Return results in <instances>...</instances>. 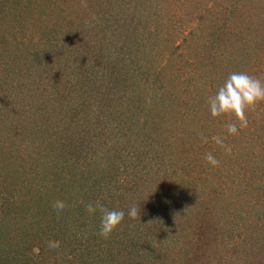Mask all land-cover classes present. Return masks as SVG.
<instances>
[{"label": "trees", "instance_id": "16d2710c", "mask_svg": "<svg viewBox=\"0 0 264 264\" xmlns=\"http://www.w3.org/2000/svg\"><path fill=\"white\" fill-rule=\"evenodd\" d=\"M74 1L75 4L76 2L79 3L78 0ZM83 1L81 0L80 3ZM161 1L165 0H111L110 4L100 0L96 14L103 15V23L109 24L108 26L111 28H113L112 22H116L119 29H131L130 33L138 30L141 32L144 28L147 31L149 27H154L155 24L145 21L140 25L136 16L138 7H148L154 2L157 4ZM194 1L191 4L192 6L196 5V0ZM180 2L173 9L174 11H176V8L182 10V7L186 4V1ZM127 3L133 5L132 9L127 8V6L124 7V4L127 5ZM64 5V0H0V89H6V93H1L2 98L0 100V128L2 129L0 133V222L3 220L5 213L13 207L12 193L16 190L13 185L17 186L16 181L26 173L27 166L30 163L28 160H18L20 157L19 152H23L24 147L22 146L23 143L21 144L17 141L18 139L16 140L17 137H14L16 135H13L14 132L12 131L20 132L19 136L25 140L29 134H32V131H38L40 121H42V127H46L43 131H50L49 126L56 123V129L61 131V136L58 140L55 137L51 139L50 144H53L51 146H54L55 149L64 152L65 155L69 152L74 155L75 162H68V160L63 164L64 170L71 173L73 177H71V181L66 183L67 180L62 179L63 174L61 172L55 174L56 171H51L49 167H46L42 174L48 176V181L56 187L65 189L64 191L69 193L74 202L72 203L71 199L68 198L70 205L65 206L67 214L60 217L59 220L56 218L57 212L55 209L47 210L46 214H38L39 211L31 213L37 209L38 205L39 208L45 203L50 206V202H48L49 199H47L48 196L44 189L38 190L36 184L31 185L30 182H24L27 188L25 190L26 196L22 197L20 206L33 215L32 218L36 220L37 227L42 232L41 235L37 234L38 239L45 240L47 243L46 248L51 255V258L46 256L43 257L44 259L38 258L37 264H153L151 257L161 259L167 253H169L168 257L174 255L179 264H202L203 261L208 260L209 255L213 256L216 252L214 242L217 239V234L222 233L223 222H225V219H229L228 215H222V212L213 202L214 199L210 197L213 195L216 198L225 199L229 196L227 193L238 192L240 186H243L242 188L249 192L259 190L260 187L263 188V179L257 177L258 174L260 176L264 174L261 161H256L253 158L245 160L244 163L249 166L235 169L232 178L226 180L223 188L220 191L216 192L214 190L209 193V197H206L207 191L201 189L199 181L194 179V176L192 178L191 173L197 170V165L195 158H190V153H183L187 149V145L179 153L175 152L174 161H171L174 165L170 167L169 177L172 179L169 185L170 192L167 191V185L160 193L157 191V194L152 192V194L145 195L143 187L152 191L154 190L153 183L144 181L142 184L136 185L133 181L135 177L139 176L136 172H140L137 167L133 172L135 177L130 182L128 181L129 186L123 187L121 184V192L109 194L108 199L103 202L104 207L107 209L125 210L124 220L111 235L108 237L100 236L101 212L97 210L95 214H89L86 208L90 202H94V196L99 193L97 191L86 193L87 190L83 189L84 184L81 183L84 179L89 182V187L90 185L92 187L96 182L89 176L90 174L87 171L90 170L86 169L87 171L83 172L77 165L78 160L82 159L81 157L84 155L83 151L90 148V146H94L98 141L102 142L107 138L112 140L113 137H115L113 140L115 144L120 145L122 150L123 148L130 150L129 157L134 162L136 160L145 162L149 156L155 155V150L163 157L164 151L162 152L158 147L159 141H156L153 135L142 129L138 123H133L130 126L131 129H126L121 136L119 133L110 135L108 131L107 133L100 131L101 128L103 130L104 126H108V130H114L115 125H117L114 118L116 114L111 117V111L107 113L106 105H104L114 99L110 97H115L113 93L115 92L116 82L111 79L114 68L110 65L118 64L117 66L123 69L129 66L130 63H135L137 59L131 55V47L126 41L123 42V37L115 35L117 28L110 36H105L103 33V38L107 39L99 40L95 35L102 33L103 30H97L99 24L94 21L96 17L93 15L91 19H86L83 13L84 7H80L82 11H74L73 17L77 15L78 18L71 17V14L69 17H65L66 14L62 10ZM119 5L122 9H120L121 12L117 11L116 6ZM94 25L95 30H93ZM87 30L95 32L91 35L92 37L85 35L84 32H87ZM134 34L138 37L139 33ZM33 35L37 38L34 39ZM137 37L134 36L136 39L133 48L147 44V42L143 43V40ZM161 37L162 35H156L154 38ZM25 38V41H28L27 44L24 43L25 41L22 42ZM165 38L172 42L175 41L174 37L167 36ZM94 40L99 41V43ZM104 42L115 45L120 42L121 44L118 46L121 48L122 53H118L111 61L109 60L110 63L103 60L102 55L116 54L114 49L104 45ZM119 47H116L117 50ZM166 47L170 51V48ZM174 49L175 47L171 48L173 53L177 50ZM98 73L97 79L101 78L100 73L109 75L103 78L109 84L113 81V86L109 90L112 91V94L99 98L100 100L95 99V96L94 99L88 96L93 101L80 102L77 109L75 108L71 114L67 111L58 113L57 103L68 98L63 89L66 91L72 89L75 84L76 90L81 91L79 90L80 87L76 85L81 86L82 81L92 83ZM153 75L149 83L150 85L154 83L155 91L158 88L159 90L169 89V86L164 85V83L169 78L173 79V76L167 65L157 66ZM7 82H11L6 84L8 88L5 86ZM170 83L172 84L173 80H170ZM162 97L167 99L164 96ZM120 102H126V100H119V107ZM3 103L8 104L9 107ZM5 110L9 112L7 113ZM11 112L15 116V121L9 118ZM160 120L161 118H159ZM5 129L7 132L10 130L11 133H2L6 131ZM202 130L199 133L202 141H199L198 144H206V151L202 149L203 147H197V149L200 148L198 151H196V148L192 151H205V154L211 153L218 159L219 154L225 152L224 148L216 144L213 139L208 143L210 138L218 135H210L205 128H202ZM184 132L189 137L187 141H190L193 136L198 138V133H194L193 130L184 129ZM249 132L250 136L254 135L255 138L263 136L264 138L262 133H255L253 129ZM67 136L73 140L72 143L67 142ZM220 137L224 141L228 139L221 135ZM64 138L66 139L65 142ZM211 142L214 143L217 150L208 152L207 149L211 148ZM193 144L194 142H191V145ZM167 146L170 147L171 144L168 143L165 147L167 148ZM69 147L73 148L72 151ZM67 149L68 151H66ZM116 150L121 152V154L116 152V158L126 161L123 159L122 150ZM124 151L126 152V150ZM165 151L169 152L171 150L166 149ZM135 164L137 165L138 162ZM56 167L58 166L56 165ZM237 179H240L239 182ZM24 180L23 177L22 181ZM112 180L118 186V182ZM125 180L127 181V178ZM80 187L83 189L81 195ZM32 189H35L36 192L30 193ZM133 204L138 205L139 215L136 218H129L127 210ZM256 211L252 212L255 214ZM42 215H45V220L41 218ZM78 221L81 223H78ZM125 223L129 225H125ZM41 224L47 226L48 230H44ZM123 224L124 229L122 230ZM47 231L52 232L48 235L49 232L47 233ZM45 234L46 237H43ZM247 238L249 239V237ZM255 239H257L256 236L249 242L246 251L244 250L243 241L242 243L241 240L234 243L235 248L233 250L237 252H231H241V254L233 264H252L254 262V255L257 252L256 250L251 252V250L252 247L259 246L258 241ZM50 241L58 244V248L55 249L59 253L58 256H54L52 254L54 250L48 247ZM15 244L16 242L12 245ZM38 247L39 244L36 246V243L26 244L28 251L37 249V253H39L40 249ZM20 250L24 254V248L21 247V244ZM0 255L4 256L0 258V264H15L13 259L15 255L17 256L16 253L12 254L11 251L6 249L4 254L0 251ZM10 257L13 258L9 259ZM258 261L259 264H264L262 262L264 261L263 258Z\"/></svg>", "mask_w": 264, "mask_h": 264}, {"label": "rangeland", "instance_id": "374dc122", "mask_svg": "<svg viewBox=\"0 0 264 264\" xmlns=\"http://www.w3.org/2000/svg\"><path fill=\"white\" fill-rule=\"evenodd\" d=\"M87 1L84 0L80 3L81 0H78L79 3L76 2L75 4L74 0H64L65 5L62 10L66 14L65 17H69L70 14L73 17L75 10L82 11L80 7H84V17L89 20L94 15L96 17L94 21L99 24L97 30H103L102 33L95 35L99 40L107 39L103 38V33L105 36H110L117 28L115 35L123 37V42L126 41L131 47V55L137 59L135 63H130L129 66L123 69L117 66L118 64L110 65L114 68L111 79L116 82L115 92L113 93L115 97H110L114 99L104 105H106L107 113L111 111V117L116 114L114 118L117 125H115L114 130H108V126H104L103 130L101 128L100 131L102 133L108 131L110 135L119 133L121 136L126 129H131L130 126L133 123H138L142 129L153 135L156 141H159L158 147L162 152L164 151L163 157L155 150L154 156H149L145 162L136 160L138 162L136 165V162L129 157L130 150L127 148L122 150L120 145L115 144L113 141L115 137L112 140L107 138L102 142L98 141L94 146L86 148L83 151L82 159L78 160L77 165L83 172L90 170L87 172H89L91 179L96 182L92 188L91 185L89 187L88 181L84 179L81 181L84 184L83 189L87 190L86 193L91 191L99 193L94 196V202L100 201L103 204L108 199L109 194L121 192V184L123 187L129 186V182L135 177L133 172L137 167L140 170V172H136L139 176L135 177L133 182L136 185L142 184L144 181L153 183L154 190L152 191L143 187L146 190L143 191L145 195L152 194V192L157 194V191L160 193L167 185V191L170 192L169 185L172 180L169 177L170 167L174 165L171 161H174V153H179L186 145L187 149L183 153H190V158H195L197 165V170L191 173L192 178L195 177L194 179L199 181L201 189L207 191L206 197H209V193L214 190L216 192L220 191L226 180L232 178L235 169L248 167L249 165L244 163L245 160L247 161L250 158L256 161L260 160L262 169L264 168V138L263 136L255 138L254 135L250 136L249 132L253 129L255 133L264 135V101L246 112L247 125L240 129L237 135H229L226 129L228 123L237 122L235 117L230 114L212 117L207 105L208 98L215 94L218 87L224 83L232 72H247L264 80V0H196L194 6L191 5L195 2L194 0H185L186 4L182 7V10L176 8V11L173 9L177 7L180 1V3L185 2L184 0H165L157 4L154 2L148 7H138L136 16L140 25L146 21L150 24L154 23L155 26L149 27L147 31L144 28L145 31L140 32L138 30L131 33V29H119L116 22H112L113 28L109 27V24L103 23V15L96 14L100 0ZM103 1L108 4L111 2V0ZM126 6L131 9L133 7L128 3L127 5L124 4V7ZM116 7L117 11L121 12L120 5ZM75 17L78 18L77 15ZM71 22L73 23V20ZM93 27V30H95V25ZM136 32L139 33L138 37L134 34ZM84 33L86 36L92 37L91 35L95 32L87 30ZM35 35L32 36L34 39L37 38ZM156 35H162V37L155 39ZM134 36L142 39L143 43L147 42V44L133 48L136 39ZM167 36L174 37L175 41L168 40V38H165ZM119 37L118 39H120ZM25 40L26 38L22 42ZM94 41L99 43L97 40ZM24 43L27 44L28 41ZM118 43L120 44V42ZM104 45L114 49L116 55L114 53L110 56L102 55L103 60L111 61L118 53H122L118 45L108 42H104ZM166 46L170 48V51ZM116 47H119L118 50ZM174 47L177 50L174 49L173 53L171 48ZM159 65H167L172 71L173 79L169 78L166 82L164 80V85L169 86V89L159 90L158 88L155 91L154 83L150 85L149 82H151V76H154L153 73ZM98 75L99 73L96 74L90 84L88 81H82L81 86L77 84L76 86L80 87L79 90L81 91L76 90L75 84L72 89L67 91L63 89L68 98L57 103L58 113L67 111L71 114L75 108L77 109L80 102L85 101L87 103L93 101L94 96L95 99H99L112 94V91L109 90L113 86V81L109 84L103 78L109 75L100 73L101 78L97 79ZM170 80H173V85ZM8 83L11 82L5 83L7 88L6 84ZM93 86L95 89L92 88ZM1 93H6V89H0V100L2 98ZM88 96L93 99L88 98ZM118 99L120 101L126 100V102H120L119 107ZM3 104L9 107L8 104ZM8 107L6 108L8 109ZM14 117L11 112L9 118L15 121ZM159 118H161L160 121ZM41 124L42 121L38 123V131H32L31 135L27 134L29 137L27 136L25 140L19 136L20 132L12 131L14 132L13 135H16L14 137H17L16 140L18 139V142L23 143L22 146L24 147L23 152H19L20 157L18 160L24 159L30 162L26 173L20 176L19 180L17 179V186L13 185L16 189L12 193L13 207L5 213L3 220L0 222V246L2 248L0 251L4 254L5 250L8 249L12 254L16 253L17 256L15 255V260L13 259L15 264H37L38 258L44 259V256L51 258L45 240L38 239L37 234L41 235L42 232L38 229L36 220L32 218L33 215L20 206L22 197L26 196L25 190L27 188L24 182H30L31 185L36 184L38 190L44 189L48 196L47 199H49L48 202H50V206L45 203L39 208L38 205L37 209L31 213L39 211L38 214H46L47 210L54 209L51 205L57 200L63 201L65 206L70 205L68 198L71 199L72 203L74 202L69 193L64 191L65 189L53 185L52 182L48 181V176H44L42 172L46 167H49L51 171L55 170V174L61 172L63 174L62 179L67 180V183L72 180L71 177L73 176L64 170L63 164L68 160V162H75L76 159L74 160V155L70 152L65 155L64 152L62 153L51 146L53 144H50V140L54 137L58 140L61 136V131L56 129V123L49 126L50 131H43L46 127L43 128ZM202 128H205L210 135H221L228 138L224 141V144L231 150L222 152L219 154L220 156L218 155L220 161L218 167L211 166L204 158L206 144H198L199 141H202L199 134ZM184 129L198 133V138L193 136L194 139L192 137L190 141H187L189 137ZM1 130L0 128V133ZM2 133L11 132L6 130ZM211 140L212 138L208 140V143ZM67 142L72 143L73 140L68 138ZM191 142H194V144L191 145ZM168 143L171 146L166 148L165 145H168ZM188 145L190 146L188 147ZM197 147H203L202 149H205V151H192L195 148L198 151L200 148L197 149ZM69 149L72 151L73 148L69 147ZM116 149L122 150L123 159L126 161L116 158V152L121 154ZM166 149L171 151L167 152ZM207 150L208 152L216 151L217 147L211 142V148ZM256 152L257 154H255ZM23 177L25 178L24 181H22ZM257 177L264 181V174L262 176L258 174ZM111 178L118 182V186ZM125 178H127V181ZM239 180L237 179L238 182ZM235 183L237 182L235 181ZM203 186L205 187L203 188ZM240 187L238 192L227 193L229 196L225 199H219L213 195L210 197L214 199L213 202L222 212V215H228L229 219H225V222H223L222 233L217 234V239L214 242L216 252L213 256L209 255L208 260L203 261L202 264H233L241 254V252L234 253L237 252L233 250L235 248L234 243L240 240L242 243L243 241L244 250L246 251L254 236L257 237L255 240L258 241L259 246L252 247L251 252L253 250L257 252L254 255L252 264H259L258 260L264 259V187L251 192L243 189V186ZM83 189L80 187V195L83 193ZM30 191V193L36 192L35 189ZM254 210H257L255 214L253 213ZM44 216L42 215L41 218H44ZM56 218L59 220L60 216L57 214ZM45 219L46 217L43 220ZM78 223L81 222L78 221ZM125 225L129 224L125 223ZM122 226L123 230L124 224ZM41 227L48 230L45 225ZM43 237H46V234ZM246 237H249V239H246ZM15 242L16 244L12 245ZM27 243H36V246L39 244L38 249H40V252L37 253V249L28 251L26 248ZM20 244L24 248V254L20 250ZM168 254L161 259L151 257L153 264H179L174 255L168 257ZM3 257L0 255V258Z\"/></svg>", "mask_w": 264, "mask_h": 264}, {"label": "clouds", "instance_id": "9594fccd", "mask_svg": "<svg viewBox=\"0 0 264 264\" xmlns=\"http://www.w3.org/2000/svg\"><path fill=\"white\" fill-rule=\"evenodd\" d=\"M262 101H264V80L247 72H232L218 87L215 94L208 98L207 105L212 117L229 114L234 116L237 122L228 123L226 129L229 135H237L239 130L247 125L246 112ZM212 139L225 151L231 150L220 136H214ZM205 159L213 167L220 165V161L211 153H206ZM51 206L58 216L63 217L67 214L63 201H54ZM86 208L89 214H95L97 210L101 212L99 235L102 237L111 235L125 217V210L107 209L100 201L90 202ZM138 208L136 204L128 208L129 218H136L139 215ZM48 247L54 250L52 253L54 256L59 255L55 251L58 248L56 242H48Z\"/></svg>", "mask_w": 264, "mask_h": 264}]
</instances>
